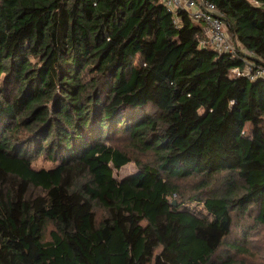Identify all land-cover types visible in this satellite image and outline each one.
I'll return each instance as SVG.
<instances>
[{
    "label": "trees",
    "instance_id": "16d2710c",
    "mask_svg": "<svg viewBox=\"0 0 264 264\" xmlns=\"http://www.w3.org/2000/svg\"><path fill=\"white\" fill-rule=\"evenodd\" d=\"M207 1L237 55L166 0H0V264L249 257L264 77L230 71L264 65V0Z\"/></svg>",
    "mask_w": 264,
    "mask_h": 264
},
{
    "label": "built area",
    "instance_id": "2783aa9c",
    "mask_svg": "<svg viewBox=\"0 0 264 264\" xmlns=\"http://www.w3.org/2000/svg\"><path fill=\"white\" fill-rule=\"evenodd\" d=\"M253 1L257 4L256 1ZM169 10L178 13L180 9L188 10L190 15L197 21L206 25L205 33L209 44L221 54L237 55L236 44L229 33L227 23L223 19V13L216 4L207 0H166ZM178 22L180 20L178 19ZM250 54L254 53L248 51ZM244 67L235 66L231 69V76H246L250 80L264 77V65L242 57Z\"/></svg>",
    "mask_w": 264,
    "mask_h": 264
},
{
    "label": "rangeland",
    "instance_id": "374dc122",
    "mask_svg": "<svg viewBox=\"0 0 264 264\" xmlns=\"http://www.w3.org/2000/svg\"><path fill=\"white\" fill-rule=\"evenodd\" d=\"M205 42L206 41H203V44ZM33 164V166L36 168H51L55 167L58 162L49 161L41 157L39 159H36ZM136 171V163L134 161H131L120 169H114V175L116 178L122 179L125 176L135 173ZM187 204L189 205V207L195 210L202 209V205L198 204L196 201H188ZM250 250L251 252L248 254L249 257H238L236 264H264V226L257 230H253L250 233Z\"/></svg>",
    "mask_w": 264,
    "mask_h": 264
},
{
    "label": "crops",
    "instance_id": "0c3cea01",
    "mask_svg": "<svg viewBox=\"0 0 264 264\" xmlns=\"http://www.w3.org/2000/svg\"><path fill=\"white\" fill-rule=\"evenodd\" d=\"M197 22H199V21H197ZM201 23H202V26H203L204 30H206V25L203 22H200V24Z\"/></svg>",
    "mask_w": 264,
    "mask_h": 264
},
{
    "label": "water",
    "instance_id": "95a60500",
    "mask_svg": "<svg viewBox=\"0 0 264 264\" xmlns=\"http://www.w3.org/2000/svg\"><path fill=\"white\" fill-rule=\"evenodd\" d=\"M175 203V202H174Z\"/></svg>",
    "mask_w": 264,
    "mask_h": 264
}]
</instances>
